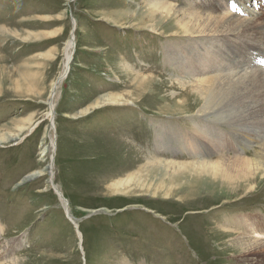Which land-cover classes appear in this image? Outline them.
Instances as JSON below:
<instances>
[{
  "label": "rangeland",
  "instance_id": "rangeland-1",
  "mask_svg": "<svg viewBox=\"0 0 264 264\" xmlns=\"http://www.w3.org/2000/svg\"><path fill=\"white\" fill-rule=\"evenodd\" d=\"M163 1L181 9L180 16H251L240 0ZM146 3L0 0V139L14 137L0 144V264L245 263L229 248V235L213 240L210 233L241 230L232 217L264 216V176L245 177L234 165L230 174H214L148 161L218 155L189 158L167 140L173 136L189 138L187 147L196 136L229 139L222 146L195 142L204 153L253 157L258 144L250 134L205 123L210 117L199 121L206 95L211 103L217 97L213 87L193 82L232 73L227 52L239 63L250 61V71L264 72V0L246 2L258 14L243 28L260 35L246 43L232 37L179 42L173 36L181 30L155 24L162 34H154L139 14ZM69 39L72 61L62 78ZM194 51L200 63L192 66ZM174 57L201 72H184ZM140 76L154 77L153 83L134 88ZM107 95L120 102L105 101ZM100 101L105 104L95 106ZM259 118L264 125V115ZM160 143H168L162 147L168 153L155 152ZM117 182L127 183L125 193L104 190Z\"/></svg>",
  "mask_w": 264,
  "mask_h": 264
},
{
  "label": "bare ground",
  "instance_id": "bare-ground-1",
  "mask_svg": "<svg viewBox=\"0 0 264 264\" xmlns=\"http://www.w3.org/2000/svg\"><path fill=\"white\" fill-rule=\"evenodd\" d=\"M232 1L234 3L236 0H231V2ZM240 1H242L241 7L245 9L248 15L251 14L248 20H241L238 17L235 18L234 16H220L219 17L218 15H212V14H209L203 17L202 15L198 13L197 14L189 13V14L180 16L179 13H181L180 11L181 9L176 8L175 6L168 5L163 0H147L146 5L143 6V8L139 9V14L140 15L143 14L144 17L148 18V22L150 23V26H153L152 28L149 29V31H151L154 34H158V35L162 34V32L159 33L158 30H156V28L154 27V24L156 26H167V27L175 26L177 27L176 29L181 30L180 32H182L183 34L174 35L173 37L178 38L179 42H183L185 40H193V39H204L208 37L210 40L219 38L220 40L222 39L224 42L227 43V41L230 40L232 37L235 39L241 38L242 39L241 42L246 43V42L251 41L254 38L260 37L258 33L252 32L249 28H243V27H251L252 22L250 21H252L253 17L257 15L258 13L250 8L246 10L245 7H246V2L248 0H240ZM177 16L180 19H177ZM70 40L71 39H69L67 43V48H66L67 52L65 55L66 58L64 62V67H63L62 73L60 74L61 75L60 77L62 78H64V74L66 75L68 72V69H69L68 61H69L70 56L72 55L73 49H71V46L73 45V42H71ZM226 46L224 47L227 50L229 46L228 47ZM197 53L199 52L194 51L191 53L192 64H194L192 66H195V64L200 63L199 57H198L199 54ZM173 61H174L173 63L174 65H176L180 69L185 70L184 72L186 73L187 71L188 72L192 71V73L194 74H198L201 72L199 68H196V67L191 68L190 65H187L188 63L187 61L182 62L179 59V57H176V58L174 57ZM224 62L226 63V64L224 63L225 66H230V68H232L231 66H234L232 69V73L218 75L216 76V78H210L206 80L203 78L197 79L196 81L193 82L194 85H199L203 89L210 90L211 87H213L214 88L213 91L217 97L215 103H211L210 102V92L206 95L204 99V105H202L201 108L197 109V118L200 119L199 121H204L208 117H210L213 119L209 118V120L207 119L208 122H205V123H209L210 125H213V126L218 125V127L220 125L234 126L236 129L235 131L237 133L250 134L247 136H251L252 139H256L257 144H258V146L255 148V151L252 154L253 157L251 159H244V157H239V156H233V157L227 156L226 157L224 154H222V152L217 153L212 150L204 153L203 148L199 144L197 145L195 142V138H198L197 136L193 139V143L190 142V146L188 147L184 146L183 143L189 142L190 141L189 138H183L181 140V137L173 136V138H169L167 140L173 144H178L180 147L183 146L182 150L184 151L187 150L189 152L188 153L189 158H193L194 153L196 154L194 157H197V158L198 157L201 158V156H205V154L207 153L209 154L208 156L210 157L212 155L215 156L218 154L217 156H215L216 157L214 159L215 161L214 160L208 161L202 157L201 159L199 160L196 159L195 161L189 160V161H185L181 163H175V162H167L161 159L151 158L150 156L149 158L151 159H149L148 162H153V163H157L161 165L173 164L175 166H180L183 168L184 167H192V168L196 167L197 168L198 166L202 168L201 169L202 171L209 170L207 172H211V173L214 172V174H217V173H221V174L229 173L230 174V172L233 171L230 169V166L234 165V167H237V168L239 166L238 172L242 173L245 177H252L255 174L264 176V125H261L258 123L259 121H256V119L260 120L259 117H262L264 115V72L259 71L255 73V72L250 71L249 69L252 67L249 64L250 61L246 62L245 64L239 63L237 58L235 59V56L233 53L228 54L227 52L225 55ZM130 74H134V73L130 72ZM130 74L126 73V76L131 77V80H132L134 76L132 77ZM137 78H139L137 79L138 81H134L135 80L134 79L131 82V84L134 85V88L136 87L140 89L153 83L152 80L154 79V77L150 78V77H144V76H140ZM206 82H211V83L207 84ZM118 97L120 96L111 97V95H107L105 97L106 98L105 101H109L112 98L113 101L120 102L119 101L120 99H115ZM103 103L101 101L97 102L95 106H99ZM218 115L220 116L218 117ZM164 134L162 136H164ZM231 136H234V137L236 136L237 138H240L239 136H237V134L231 135ZM164 137L167 138L168 136L167 137L164 136ZM10 139L11 140H9V142L7 139L6 140L0 139V144L5 143V141L10 143L12 140H14V137ZM205 140L206 139L204 138H198V141L203 143V145H208L207 143H209L211 146H219V145L222 146L223 144L226 145L227 143L226 141L229 139H224L222 142L220 138L218 139L216 137L212 139H208V141L207 140L205 141ZM238 140L239 139H232L233 143L238 142ZM161 144L162 146L160 147ZM163 145H168V143H160L156 147L155 152H164V154L168 153L169 151L162 150ZM173 151L176 152L175 150ZM173 151H170V152L175 156L177 155L185 156V155L175 154ZM185 157L188 158L187 156ZM121 175L122 174L112 176V177L116 178V177H120ZM33 176L34 175H32L29 179H31ZM112 177H110V179ZM230 179L233 180L232 178ZM117 183L113 184L112 186L108 188L106 187L104 190L111 192L113 194L118 193V192L125 193L124 189L125 187H128V186H125L123 188L122 186L127 185V183L125 182L126 184L124 183L123 185H121L120 183L119 184ZM242 183H244V181ZM250 189L252 190V188ZM251 190H250V193H252ZM255 219L263 220V221L257 222L260 225L256 226L257 223ZM230 220H231L230 221L231 223L233 222L232 224L235 228H241V230H238V231L243 232L242 234H238L237 233L238 231L236 229H234L236 231L235 232L234 230L230 231L227 229L223 230L220 228L214 229L212 227L213 229H211V233H210L212 235V238L211 236L210 238L214 240V238L218 236V237H221L222 239L225 237L227 238L228 237L227 235H229L231 238L229 240V248L233 251V253H235L239 257H242V258L246 257L244 264H264V242L261 243V240L262 239L264 240V216H260L258 214H253V215L249 214L247 215V217H243V218L232 217ZM225 226L227 227L228 224H225ZM8 247L12 248L14 247V245L12 246L8 245ZM2 252H4V250Z\"/></svg>",
  "mask_w": 264,
  "mask_h": 264
},
{
  "label": "water",
  "instance_id": "water-1",
  "mask_svg": "<svg viewBox=\"0 0 264 264\" xmlns=\"http://www.w3.org/2000/svg\"><path fill=\"white\" fill-rule=\"evenodd\" d=\"M71 61H72V55H71V58H70V61H69V65H70Z\"/></svg>",
  "mask_w": 264,
  "mask_h": 264
}]
</instances>
